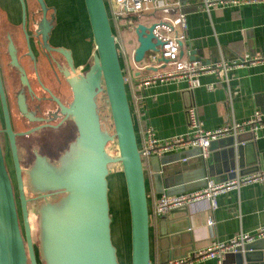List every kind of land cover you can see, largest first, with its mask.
I'll return each instance as SVG.
<instances>
[{"label": "water", "instance_id": "95a60500", "mask_svg": "<svg viewBox=\"0 0 264 264\" xmlns=\"http://www.w3.org/2000/svg\"><path fill=\"white\" fill-rule=\"evenodd\" d=\"M19 1L23 9V0ZM37 2L41 10L48 9L43 0ZM82 6L90 38L86 36V26L80 18L82 14L76 16V10H73L74 20L78 19L79 27H84L76 34L82 33V40L86 37L85 47L89 48L92 44L94 47L91 52L87 51L91 59L85 70L69 79L73 99L64 111L73 119L75 136L60 153L56 163L47 164L38 159L27 171L29 185L26 190L41 198L34 208L39 258L43 264H121L111 235L108 196L109 166L118 164L129 219V264H151L145 159L137 140L134 113L129 103V82L121 64L116 27L107 0H82ZM130 20L133 26L128 32L133 34L136 43L132 58L134 62L141 63L148 53L160 50L164 41L159 36L166 33L165 27L171 28V25L162 19L140 21L136 16H131ZM44 24L47 25L46 21ZM46 25L43 26V40L44 33L49 30ZM182 45V42H178L180 56L183 55ZM67 52L60 49L65 56L69 54ZM74 53L80 56V51ZM188 59L209 63L197 57L196 50L189 52ZM19 70L23 80V71ZM97 99L103 101V124ZM253 137L252 130L230 135L218 141L219 145L222 144L219 152H210L205 158L196 149L193 158L199 164L191 176L204 172L217 181L220 179L216 175L222 169L228 179L235 177L236 173L242 175L256 170L253 168L256 165ZM108 144L114 146L113 154L108 151ZM12 147L14 151V144ZM13 158L20 220L0 146V264H37L27 200L15 152ZM218 158L222 165L215 168L213 161ZM190 161L175 159L162 162L160 170L168 179L167 183L173 184L179 179H174V176L188 170ZM249 165H253L252 168H246ZM54 195L57 197L53 198ZM178 212L183 213L185 224L179 230H173L169 218ZM188 228L187 206L173 208L157 219V233L161 237L159 247H163L165 242V247L169 249V258H162V264L168 259L186 257L193 251ZM179 236H187L189 246L180 251L175 248ZM246 250L245 245L243 252L234 254L247 256L249 252ZM252 264H264V260Z\"/></svg>", "mask_w": 264, "mask_h": 264}, {"label": "crops", "instance_id": "0c3cea01", "mask_svg": "<svg viewBox=\"0 0 264 264\" xmlns=\"http://www.w3.org/2000/svg\"><path fill=\"white\" fill-rule=\"evenodd\" d=\"M179 1L180 10L185 15L186 27V38L182 42V58L188 59L191 50H196L197 57L209 62L205 64H218L247 56L264 55V3L212 7L206 11L199 3L200 0ZM60 16L59 38L67 31L62 15ZM77 22L78 19L70 24L72 33L84 28H80ZM116 30L121 49V64L129 82V103L134 113L135 130L140 146L145 143L146 126L151 127L159 139L185 134L188 130L187 108L191 105L196 107L204 129L220 128L233 122H246L256 111L264 116V62L232 68L224 78L219 77L218 73L202 74L199 77L201 85L192 90H189L187 83L181 79L151 84L144 88L140 99L135 100L133 84L138 76V68L129 59V53L136 45L135 38L123 26ZM124 39L125 41L122 42ZM85 48L80 51V55L87 54ZM89 48H92V45ZM78 51V47L75 46L74 52ZM206 85H211V88H207ZM247 130L251 131L249 128L242 131ZM252 131L256 156V165L253 168L257 169L244 174L264 171V125H258ZM226 137L213 140L208 154L219 152L222 144L219 145L218 141ZM195 153L194 148H180L160 156L151 155L144 160L150 211L151 264H162L160 262L162 258H169V249L165 247V242L163 247H159L158 240L161 237L157 233V219L160 217L155 218L152 215L154 203L164 191L173 194L192 190L201 186L206 176L210 177L204 172L200 174L196 172L195 177L191 176L194 168L199 164L198 160L193 158ZM175 159L180 161L191 159V161L188 170L182 171L179 176H174V179L176 177L179 179L173 184H168V179L164 178L160 167L162 162ZM213 165L215 168H220L222 161L218 158L213 161ZM237 175L239 174L236 173L235 176ZM216 178L220 179L217 180L218 182L228 180L223 169ZM186 206L189 222L187 230L191 232L188 237L193 246V251L187 254L188 257L205 250L213 241L226 242L240 233L253 234L263 227L264 181L243 184L238 188L217 194L214 208L207 200ZM208 217L212 220L211 224L207 223ZM183 219V213L173 214L169 218L171 228L179 230L180 226L185 224ZM186 237L177 238L175 248L178 251L189 247ZM245 245L246 252H249L247 256L227 254L223 264H252L264 260V236L257 237ZM192 264H216V261L214 258H204Z\"/></svg>", "mask_w": 264, "mask_h": 264}, {"label": "flooded vegetation", "instance_id": "af4514ba", "mask_svg": "<svg viewBox=\"0 0 264 264\" xmlns=\"http://www.w3.org/2000/svg\"><path fill=\"white\" fill-rule=\"evenodd\" d=\"M43 1L47 10H41L37 0H23V9L19 0H0V146L19 220L13 152L19 164L29 216V207L37 206L41 198L26 190L27 171L38 159L47 164L56 163L74 138L75 124L64 111L73 99L69 79L82 73L91 59L90 55L74 53L75 39L70 38L72 11L58 10L54 0ZM61 13L67 31L59 38ZM44 25L49 30L43 40ZM85 45L86 37H83L79 51ZM60 49L69 52L67 57ZM19 68L23 71V80ZM99 112L103 124L105 110L101 108ZM31 237L37 264H43L34 228Z\"/></svg>", "mask_w": 264, "mask_h": 264}, {"label": "built area", "instance_id": "2783aa9c", "mask_svg": "<svg viewBox=\"0 0 264 264\" xmlns=\"http://www.w3.org/2000/svg\"><path fill=\"white\" fill-rule=\"evenodd\" d=\"M111 18L116 28L123 23L125 30L133 26L129 16H136L138 20H157L162 19L169 22L171 28H166V33L159 38L164 44L158 52L148 53L141 63L133 61L132 52L129 53V59L138 68V76L133 84L135 100L140 99V94L144 88L151 84L166 82L168 80L181 79L187 83V88L200 86V76L205 73H218L219 77L224 78L232 68L264 62V55L254 57H244L231 62L224 61L218 64H205L199 61L182 58L179 54L178 42H184L185 33V15L180 10L179 0H107ZM204 10L209 11L212 7H221L228 5L256 4L264 3V0H200ZM161 11L162 16L155 17L153 14ZM223 76V77H222ZM211 88V85H206ZM134 100V101H135ZM188 130L183 135L170 138L159 139L155 136L153 129L146 126L144 129L145 143L142 146V155L147 159L151 155L160 156L175 149L194 148L199 150V154L205 158L209 152L210 144L213 140L235 135L243 129L254 130L258 125H264V116L255 112L253 116L243 123L233 122L230 125L215 129H204L198 117L197 109L194 105L187 108ZM264 171L237 175L234 178L225 181H214L210 177H205L204 184L198 188L168 194L162 192L158 200L154 203L152 215L158 218L166 214L169 210L180 206H186L190 203L199 201H209L212 208L215 206V196L226 190L238 188L243 184L263 182ZM207 223L211 224L210 217ZM264 236V226L259 228L253 234L240 233L226 242L213 241L205 250H201L192 256L169 260L164 264H192L198 259L214 258L216 264H223L227 254L243 252L245 244L257 237Z\"/></svg>", "mask_w": 264, "mask_h": 264}, {"label": "rangeland", "instance_id": "374dc122", "mask_svg": "<svg viewBox=\"0 0 264 264\" xmlns=\"http://www.w3.org/2000/svg\"><path fill=\"white\" fill-rule=\"evenodd\" d=\"M54 1L57 4L58 10L59 9L60 10H71L72 12L73 10H76L75 11L76 16H79L80 14H82L80 18H82V21L84 22V19H83L84 10L82 6V0H54ZM107 4H108V1H107ZM78 11L80 13H77ZM153 14L155 15V17L162 16L161 11H156ZM61 15L63 16V13H61ZM124 22H125V19L123 18V23L120 24V27L123 26V28L125 29ZM84 25L86 26V36L89 39L90 38L89 28L85 22H84ZM115 31H117L116 28H115ZM81 34L72 33L70 36L71 39L74 38L76 40V45L78 47L82 44ZM124 41L125 39L122 42ZM93 47L94 46L92 44V48H89L90 52L93 50ZM85 50L89 51L88 48H85ZM98 107L100 110L101 108H102V111L104 110L102 100L99 101ZM108 151L111 154L114 153V146L112 144H108ZM109 168H110V173L108 175V190H109L108 196H109V204H110V216L112 219V222H111L112 240H113L114 245L117 248V253H118L120 263L129 264V219H128V212H127V205H126L124 183H123L122 175L120 172V166L118 164H111ZM35 207L36 206L29 207V210H30L29 211V222L31 224L32 229L34 228L36 232V217L34 215Z\"/></svg>", "mask_w": 264, "mask_h": 264}, {"label": "trees", "instance_id": "16d2710c", "mask_svg": "<svg viewBox=\"0 0 264 264\" xmlns=\"http://www.w3.org/2000/svg\"><path fill=\"white\" fill-rule=\"evenodd\" d=\"M130 18H131V16H129L127 19L130 20ZM119 27H120V26H119ZM125 29H126V27H125Z\"/></svg>", "mask_w": 264, "mask_h": 264}]
</instances>
